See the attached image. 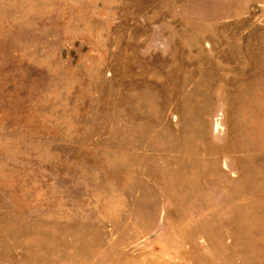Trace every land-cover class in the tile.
<instances>
[{
  "label": "rangeland",
  "instance_id": "374dc122",
  "mask_svg": "<svg viewBox=\"0 0 264 264\" xmlns=\"http://www.w3.org/2000/svg\"><path fill=\"white\" fill-rule=\"evenodd\" d=\"M0 264H264V0H0Z\"/></svg>",
  "mask_w": 264,
  "mask_h": 264
}]
</instances>
